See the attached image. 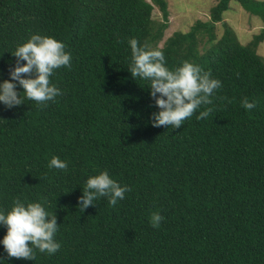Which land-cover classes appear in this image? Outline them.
<instances>
[{"label":"trees","instance_id":"trees-1","mask_svg":"<svg viewBox=\"0 0 264 264\" xmlns=\"http://www.w3.org/2000/svg\"><path fill=\"white\" fill-rule=\"evenodd\" d=\"M169 2L0 0V80L32 33L62 41L72 56L50 76L62 93L54 101L0 105V209L45 202L61 245L32 260L7 258L0 245L7 264H264V1L217 0L207 21L159 46ZM232 5L260 20L248 41L222 21ZM131 37L162 50L169 68L187 60L221 81L201 106L207 118L151 124L158 109L147 82L127 71ZM244 97L255 107L244 109ZM53 155L67 169H49ZM101 170L130 190L114 206L100 197L80 212L84 181ZM152 212L164 217L159 227Z\"/></svg>","mask_w":264,"mask_h":264},{"label":"clouds","instance_id":"clouds-1","mask_svg":"<svg viewBox=\"0 0 264 264\" xmlns=\"http://www.w3.org/2000/svg\"><path fill=\"white\" fill-rule=\"evenodd\" d=\"M127 43L130 48L127 71L134 80L147 82L148 95L154 98L158 109L150 113L153 126L175 129L194 113L197 120L209 116L210 108L200 109L202 105H211L215 90L222 86L219 79L187 60L169 68L162 50L139 45L135 37L129 38ZM65 48L62 41L37 33L30 34L26 41L16 45L10 53L15 57V63L8 68V78L0 80V105L11 109L29 100L42 107L62 94L50 83V76L55 69L71 66L72 56ZM241 105L244 109H252L255 101L250 102L244 97ZM47 167L65 170L68 164L53 155ZM129 190L107 170H101L84 181L82 195L77 197V207L83 212L100 197L107 198V203L114 206ZM163 219L159 212H152L149 222L152 227H159ZM0 226L5 228L0 245L7 258L32 260L34 250L52 255L61 247L55 239L58 231L56 216L47 210L43 201L15 199L7 210L0 209ZM6 257H0V264H7Z\"/></svg>","mask_w":264,"mask_h":264},{"label":"rangeland","instance_id":"rangeland-1","mask_svg":"<svg viewBox=\"0 0 264 264\" xmlns=\"http://www.w3.org/2000/svg\"><path fill=\"white\" fill-rule=\"evenodd\" d=\"M150 2V0H146ZM171 1V2H169ZM264 1V0H262ZM169 2L168 27L164 32L163 41L174 32H187L190 27L198 20L207 21L209 19V9L216 4L217 0H167ZM236 4L235 2H231ZM160 14L156 8L152 12L154 20H160ZM231 29H234L239 39L248 41L252 35L259 33L261 29L260 20L246 13L240 5H232L224 15L223 20ZM218 36L222 29L217 25ZM241 37V38H240ZM258 52L264 56V41L258 46Z\"/></svg>","mask_w":264,"mask_h":264}]
</instances>
